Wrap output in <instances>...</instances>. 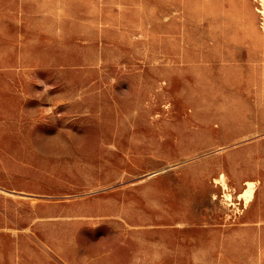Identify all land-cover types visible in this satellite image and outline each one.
I'll use <instances>...</instances> for the list:
<instances>
[{"label":"rangeland","instance_id":"obj_1","mask_svg":"<svg viewBox=\"0 0 264 264\" xmlns=\"http://www.w3.org/2000/svg\"><path fill=\"white\" fill-rule=\"evenodd\" d=\"M263 10L0 0V264H264Z\"/></svg>","mask_w":264,"mask_h":264},{"label":"bare ground","instance_id":"obj_2","mask_svg":"<svg viewBox=\"0 0 264 264\" xmlns=\"http://www.w3.org/2000/svg\"><path fill=\"white\" fill-rule=\"evenodd\" d=\"M263 13H264V10H263ZM247 183H248V185H247L245 191H243L244 194L243 193H241V194L245 195L246 198L248 199L251 196V194H252V192L254 190L255 182L252 181V180H248ZM226 194L230 195L228 192Z\"/></svg>","mask_w":264,"mask_h":264}]
</instances>
